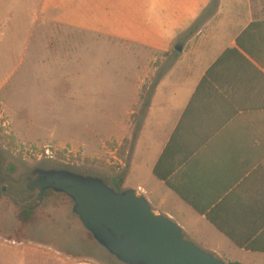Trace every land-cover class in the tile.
Masks as SVG:
<instances>
[{
  "label": "crops",
  "instance_id": "crops-1",
  "mask_svg": "<svg viewBox=\"0 0 264 264\" xmlns=\"http://www.w3.org/2000/svg\"><path fill=\"white\" fill-rule=\"evenodd\" d=\"M42 16L156 53L184 47L157 68L124 189L224 263L264 264V0H44Z\"/></svg>",
  "mask_w": 264,
  "mask_h": 264
},
{
  "label": "rangeland",
  "instance_id": "rangeland-1",
  "mask_svg": "<svg viewBox=\"0 0 264 264\" xmlns=\"http://www.w3.org/2000/svg\"><path fill=\"white\" fill-rule=\"evenodd\" d=\"M43 3L0 0V264H123L84 228L72 199L54 192L40 201L29 185L38 171L106 184L127 174L157 68L178 52L50 23ZM22 210L32 211L29 224Z\"/></svg>",
  "mask_w": 264,
  "mask_h": 264
},
{
  "label": "water",
  "instance_id": "water-1",
  "mask_svg": "<svg viewBox=\"0 0 264 264\" xmlns=\"http://www.w3.org/2000/svg\"><path fill=\"white\" fill-rule=\"evenodd\" d=\"M48 190L72 199L84 228L123 264H226L189 241L134 190L117 192L101 179L64 170L45 172L40 201Z\"/></svg>",
  "mask_w": 264,
  "mask_h": 264
},
{
  "label": "trees",
  "instance_id": "trees-1",
  "mask_svg": "<svg viewBox=\"0 0 264 264\" xmlns=\"http://www.w3.org/2000/svg\"><path fill=\"white\" fill-rule=\"evenodd\" d=\"M191 30L193 32V28H191L190 31ZM176 55H178V53ZM2 172H3L2 155H1V152H0V174H2ZM126 175H127L126 173H123V174H120V175L116 176L113 179L112 184H107V185H109L111 188H113L117 192L125 191L123 189V186H124ZM48 193H54V192L52 190H48V191L45 192V195L48 194ZM31 216H32V211H30V210L29 211L28 210H22L21 213H20V220H21V222L23 224H29V222L31 220ZM228 264H240V263H228Z\"/></svg>",
  "mask_w": 264,
  "mask_h": 264
},
{
  "label": "flooded vegetation",
  "instance_id": "flooded-vegetation-1",
  "mask_svg": "<svg viewBox=\"0 0 264 264\" xmlns=\"http://www.w3.org/2000/svg\"><path fill=\"white\" fill-rule=\"evenodd\" d=\"M44 174L45 172H42V171L37 172L38 178L35 180L34 183L29 185L30 192L35 193L36 191H39V186L44 182Z\"/></svg>",
  "mask_w": 264,
  "mask_h": 264
}]
</instances>
